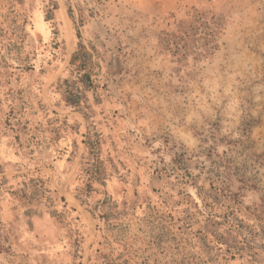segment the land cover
Instances as JSON below:
<instances>
[{"label": "rangeland", "instance_id": "rangeland-1", "mask_svg": "<svg viewBox=\"0 0 264 264\" xmlns=\"http://www.w3.org/2000/svg\"><path fill=\"white\" fill-rule=\"evenodd\" d=\"M101 255L264 264V0H0V264Z\"/></svg>", "mask_w": 264, "mask_h": 264}, {"label": "trees", "instance_id": "trees-1", "mask_svg": "<svg viewBox=\"0 0 264 264\" xmlns=\"http://www.w3.org/2000/svg\"><path fill=\"white\" fill-rule=\"evenodd\" d=\"M188 18L189 21L186 25H181L177 32L167 35L168 44L176 49L175 55L180 56L183 54L184 58L192 56L195 58V61L207 59L217 50L220 24L216 23V17H209V15L201 13L195 8L188 13ZM180 45H182V48H180ZM78 62H80V65H82L84 69L87 68L88 52L83 46H79L78 50L74 53L71 65L75 66ZM87 145L90 150L96 149L94 141L87 142ZM95 158L96 156H93L91 160L94 161ZM88 164H90V161ZM60 200L64 203L66 208H69L64 197L60 196ZM69 209L76 213V210L72 208ZM77 220L83 222V236L80 239L84 244L86 238V224L81 216H78ZM103 240L104 244L101 243V245L106 246L109 241L107 242V238L105 237H103ZM79 246L80 242L77 247ZM81 258L80 252L74 255V259L76 260L78 259L80 261ZM89 264H110V260L105 255H101L96 261L90 259Z\"/></svg>", "mask_w": 264, "mask_h": 264}]
</instances>
